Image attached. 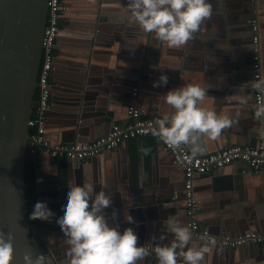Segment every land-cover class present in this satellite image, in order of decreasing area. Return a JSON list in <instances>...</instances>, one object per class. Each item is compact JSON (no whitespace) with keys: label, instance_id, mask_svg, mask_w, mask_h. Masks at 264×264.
Wrapping results in <instances>:
<instances>
[{"label":"crops","instance_id":"crops-1","mask_svg":"<svg viewBox=\"0 0 264 264\" xmlns=\"http://www.w3.org/2000/svg\"><path fill=\"white\" fill-rule=\"evenodd\" d=\"M61 1L45 125V138L50 144L88 143L104 137L113 124L128 123V107L137 109L143 118L171 115L174 110L162 96L188 84L208 85V97L200 102L201 108L233 118L239 113L238 123L223 130L218 138L202 135L204 151L198 156L231 145L255 146L264 137V123L255 119L251 107L253 91L247 90L251 96L247 106L230 99L240 85L253 80L252 21L259 24L264 78V0H211L212 18L194 40L178 48L158 42L154 33H143L127 12V0ZM161 74L169 77L167 86L153 88ZM141 149L150 151L145 155ZM36 150V167L42 174L40 189L50 196L48 191L57 189V178L58 194L52 195L63 207L68 189L87 181L97 192L105 190L113 196L121 231L134 227L141 245L151 235L161 233L167 235L161 243L169 244L174 238L164 224L169 217H177L188 226L184 203L175 198L182 194L181 168L155 136L126 140L111 153L71 164L69 169L66 159L58 157L55 164L40 148ZM193 195L196 222L212 237H235L246 232L264 235V170L256 172L236 162L197 175L193 178ZM107 212L110 214L111 209ZM53 214L51 221H46L49 225H43L51 246L40 244V248L48 251L46 264H63L66 245L56 223L57 214ZM128 214L138 227L124 222ZM34 234L40 242L42 237L36 231ZM195 238L193 234L190 247L198 248L202 241ZM146 264H157L155 256ZM205 264H264V244L224 248L216 243L206 254Z\"/></svg>","mask_w":264,"mask_h":264},{"label":"clouds","instance_id":"clouds-1","mask_svg":"<svg viewBox=\"0 0 264 264\" xmlns=\"http://www.w3.org/2000/svg\"><path fill=\"white\" fill-rule=\"evenodd\" d=\"M126 9L143 33H154L158 42H166L170 48L194 40L214 14L211 0H127ZM168 82L169 77L161 74L152 87H164ZM208 89L207 84L204 87L188 84L167 91L162 98L174 111L156 120L151 128L152 135L170 148L186 149L189 159L203 153V134L216 139L223 130L238 123L239 113L233 118L218 115L215 109L200 107V102L208 97ZM248 89L260 94L258 102L251 107L255 119L264 123V78L240 85L230 99L247 106L251 99ZM141 151L147 155L150 149ZM113 205V196L105 190L97 192L90 182L73 184L68 189L63 216L56 221L66 245L63 264H146L153 254L157 264H205L206 254L216 245V239L205 233L200 237V247H190L193 232L177 217L164 221L174 237L169 244L161 243L167 239L161 233L151 235L141 245L134 227L121 231L119 210ZM53 215L46 203L37 202L30 219L50 222ZM124 222L139 226L129 214ZM14 239L11 232L0 230V264H12ZM23 260L24 264H46L44 255L35 260L25 255Z\"/></svg>","mask_w":264,"mask_h":264},{"label":"water","instance_id":"water-1","mask_svg":"<svg viewBox=\"0 0 264 264\" xmlns=\"http://www.w3.org/2000/svg\"><path fill=\"white\" fill-rule=\"evenodd\" d=\"M47 2L48 0H0V230L11 232L15 237L12 264H24L25 255H31L33 260L40 255L45 256L48 251L44 249L42 252L40 244L44 248L51 246L45 239L46 227L43 226L49 223L37 220L38 225L33 226L29 221L37 202H44L49 209H54L52 212H56L58 218L59 213L63 214V205L55 201L56 195H52L58 194V179L55 178L57 189L48 191L51 195L45 196L39 186L42 174L38 169L36 202L32 203L25 198V164L35 162L38 149L32 152L29 148L27 123L37 104L33 97L41 63L42 40L48 13ZM112 151H105L83 160L66 159L67 168L71 164H82ZM167 153L172 158V155ZM45 154L57 163L58 157L50 156L46 152ZM181 174L183 186L182 170ZM46 198L54 201L48 203L50 200L47 201ZM175 198L183 199V196L176 194ZM34 230L39 238L42 237L38 243ZM195 239L200 240V237Z\"/></svg>","mask_w":264,"mask_h":264},{"label":"built area","instance_id":"built-area-1","mask_svg":"<svg viewBox=\"0 0 264 264\" xmlns=\"http://www.w3.org/2000/svg\"><path fill=\"white\" fill-rule=\"evenodd\" d=\"M47 21L42 40V56L37 77L38 97L36 107L33 109L27 123L28 129H33L30 134V146L32 150L41 148L50 156L65 157L72 160H83L85 158L99 155L105 151H111L126 140L152 135L151 128L155 126V121L162 117L143 118L137 109L129 107L127 110L128 123L124 126L113 124L106 136L88 143H72L66 145H52L45 138V125L47 112L50 107L51 77L55 60V45L59 30L60 14L63 10L61 0H48ZM251 30L252 41V63L253 80L262 77L260 33L257 21H252ZM260 94L253 92V102L256 104ZM165 151L172 155L173 162L177 164L183 172V203L185 212L189 218L188 226L195 237H201L206 230L199 228L196 222L197 203L193 195V178L197 175H206L236 162L248 165L253 171L264 170V137L255 146L242 147L239 145L226 146L219 151L205 156H196L189 159L190 153L184 150L170 148L158 137ZM211 236V235H209ZM212 237V236H211ZM215 238V237H214ZM216 239V238H215ZM216 243L229 248H235L243 244L264 243V235L246 232L235 237L223 235L216 239Z\"/></svg>","mask_w":264,"mask_h":264},{"label":"trees","instance_id":"trees-1","mask_svg":"<svg viewBox=\"0 0 264 264\" xmlns=\"http://www.w3.org/2000/svg\"><path fill=\"white\" fill-rule=\"evenodd\" d=\"M38 92L35 91L34 94V101L37 100ZM29 135L32 134L33 129L29 128ZM62 159H66L65 157H62ZM36 164L35 162L32 163H26L25 164V171H24V184H25V198L27 201H30L32 203L36 202L37 199V193H36V186H37V175H36ZM63 178V171L61 172V179ZM31 225H38L37 220L29 219Z\"/></svg>","mask_w":264,"mask_h":264},{"label":"flooded vegetation","instance_id":"flooded-vegetation-1","mask_svg":"<svg viewBox=\"0 0 264 264\" xmlns=\"http://www.w3.org/2000/svg\"><path fill=\"white\" fill-rule=\"evenodd\" d=\"M61 15V14H60ZM59 33H60V26H59V30H58V35H57V38H58V36H59Z\"/></svg>","mask_w":264,"mask_h":264}]
</instances>
